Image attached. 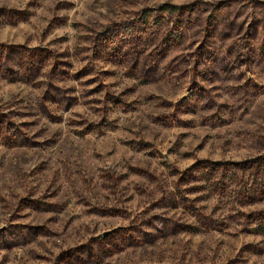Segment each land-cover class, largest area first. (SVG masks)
Here are the masks:
<instances>
[{"label":"rangeland","instance_id":"rangeland-1","mask_svg":"<svg viewBox=\"0 0 264 264\" xmlns=\"http://www.w3.org/2000/svg\"><path fill=\"white\" fill-rule=\"evenodd\" d=\"M0 264H264V0H0Z\"/></svg>","mask_w":264,"mask_h":264},{"label":"trees","instance_id":"trees-1","mask_svg":"<svg viewBox=\"0 0 264 264\" xmlns=\"http://www.w3.org/2000/svg\"><path fill=\"white\" fill-rule=\"evenodd\" d=\"M166 5H164V7H165ZM167 7V6H166Z\"/></svg>","mask_w":264,"mask_h":264}]
</instances>
